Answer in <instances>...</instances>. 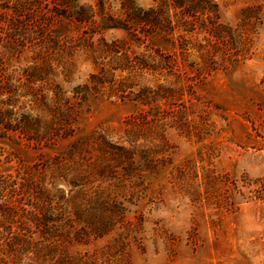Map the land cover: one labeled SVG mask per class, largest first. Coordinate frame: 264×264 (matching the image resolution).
I'll return each mask as SVG.
<instances>
[{
  "label": "trees",
  "instance_id": "1",
  "mask_svg": "<svg viewBox=\"0 0 264 264\" xmlns=\"http://www.w3.org/2000/svg\"><path fill=\"white\" fill-rule=\"evenodd\" d=\"M123 1L114 15L103 0L97 9L81 0H0V264H131V244L144 249L143 208L162 193V175L174 184L192 166L190 158L171 165L177 145L169 133L199 136L202 125L212 127L196 94L205 65L178 68L155 42L170 41L174 28L206 32L205 44H193L205 64L209 47L240 29L219 22L217 0L145 8ZM107 29L126 36L108 41ZM178 39L186 67L190 41ZM78 48L93 69L68 90L56 69L69 81L72 63L56 57ZM115 100L132 111L116 127L86 132L91 113Z\"/></svg>",
  "mask_w": 264,
  "mask_h": 264
},
{
  "label": "rangeland",
  "instance_id": "2",
  "mask_svg": "<svg viewBox=\"0 0 264 264\" xmlns=\"http://www.w3.org/2000/svg\"><path fill=\"white\" fill-rule=\"evenodd\" d=\"M81 1L97 9V0ZM103 1L109 13L124 11L123 0ZM217 1L219 22L240 30L225 36L219 47H209L210 62L203 64L193 46L205 44L206 32L196 37L174 28L168 34L170 41L155 42L164 55L171 54L178 68L188 69L191 62L205 65V79L196 94L208 104L206 124L212 127L199 126V136L169 133L177 145L171 165L190 158L192 166L174 184L162 175L160 182L166 183L162 193L143 208L144 249L131 244V264H264V0ZM129 4L145 8L154 0H129ZM178 35L190 41L183 55L186 67H182ZM103 36L109 41L126 33L107 29ZM133 50L138 53L142 48ZM56 59L72 63L69 81L61 67L56 69V80L68 90L93 69L82 48ZM156 76L157 82L165 81V76ZM144 77L152 79L149 74ZM132 109L119 100L105 103L87 118L84 130L90 132L100 123L116 127ZM149 179L160 186L155 177ZM97 242L103 244L105 238Z\"/></svg>",
  "mask_w": 264,
  "mask_h": 264
}]
</instances>
